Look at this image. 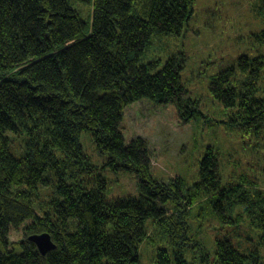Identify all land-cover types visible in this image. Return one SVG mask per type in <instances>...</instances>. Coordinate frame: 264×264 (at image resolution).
I'll return each instance as SVG.
<instances>
[{
	"label": "trees",
	"instance_id": "obj_1",
	"mask_svg": "<svg viewBox=\"0 0 264 264\" xmlns=\"http://www.w3.org/2000/svg\"><path fill=\"white\" fill-rule=\"evenodd\" d=\"M76 1L91 7L88 19L69 0H0V264H140L144 242L154 246V264H209L203 242L181 231L186 210L192 218L204 198L222 224H239L242 212L264 220V191L221 186L211 150L191 187L157 180L145 140L127 143L120 126L125 107L140 99L174 105L183 122L201 119L182 80L184 59L139 64L153 34L179 35L192 0ZM263 70L262 59L245 56L210 78L230 130L256 136L263 128ZM85 132L105 166L133 172L136 196L108 197V181L82 149ZM19 228L23 239L11 241ZM42 233L55 245L45 254L29 239ZM165 237L166 247L157 242ZM214 253L211 264H262L228 237L216 240Z\"/></svg>",
	"mask_w": 264,
	"mask_h": 264
},
{
	"label": "rangeland",
	"instance_id": "obj_2",
	"mask_svg": "<svg viewBox=\"0 0 264 264\" xmlns=\"http://www.w3.org/2000/svg\"><path fill=\"white\" fill-rule=\"evenodd\" d=\"M69 1L80 11L82 19H88L91 7L76 0ZM192 3V16L179 35L153 34L139 56V64L160 60L158 67H161L171 56L184 59L182 80L189 96L200 102L201 119L183 122L174 105H158L140 99L123 111L120 122L123 137L127 143L139 136L145 140L151 173L157 180L179 178L191 187L199 178L201 158L206 150H211L218 165L221 186H242L246 190L262 192L264 126L256 136L251 131L230 130L224 126L221 121H225L227 111L212 98L208 88L210 78L225 67L235 65L240 57L262 59L264 63V44L260 37L264 31V0H192ZM237 76L234 84L239 80L240 75ZM260 76L258 96L264 98V70ZM79 139L85 154L98 165L108 181V197L115 199L138 194L132 171L115 173L105 166L106 157L96 149L89 132L81 134ZM49 190L52 189L47 186L41 188L43 194ZM191 210L192 218L186 210L187 223L180 225L181 231L188 240L200 239L212 262L216 240L228 237L241 251L256 252L257 261L264 264L262 218L253 220L242 212V208L236 207L235 214L242 212L240 223L222 224L207 208L204 198L197 199ZM167 211L169 216L173 214L170 209ZM198 212H201V220L196 218ZM151 225L149 231L156 226ZM161 232L162 229L155 237L159 238ZM9 236L11 241L18 242L24 234L19 228L11 231ZM167 240L165 237L157 242L166 247ZM184 253L191 260L192 254ZM154 254L153 245L142 243L140 264H154Z\"/></svg>",
	"mask_w": 264,
	"mask_h": 264
},
{
	"label": "water",
	"instance_id": "obj_3",
	"mask_svg": "<svg viewBox=\"0 0 264 264\" xmlns=\"http://www.w3.org/2000/svg\"><path fill=\"white\" fill-rule=\"evenodd\" d=\"M29 239L35 244L41 254H45L47 251L55 247L50 239V236L46 233L32 235Z\"/></svg>",
	"mask_w": 264,
	"mask_h": 264
}]
</instances>
